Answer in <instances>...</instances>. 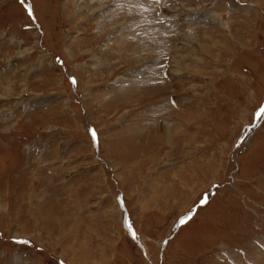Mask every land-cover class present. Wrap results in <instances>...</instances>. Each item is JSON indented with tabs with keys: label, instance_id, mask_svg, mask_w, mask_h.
<instances>
[{
	"label": "rangeland",
	"instance_id": "374dc122",
	"mask_svg": "<svg viewBox=\"0 0 264 264\" xmlns=\"http://www.w3.org/2000/svg\"><path fill=\"white\" fill-rule=\"evenodd\" d=\"M262 106L264 0H0V264H264Z\"/></svg>",
	"mask_w": 264,
	"mask_h": 264
},
{
	"label": "snow or ice",
	"instance_id": "6c2138e0",
	"mask_svg": "<svg viewBox=\"0 0 264 264\" xmlns=\"http://www.w3.org/2000/svg\"><path fill=\"white\" fill-rule=\"evenodd\" d=\"M20 2L22 4H24V0H20ZM26 7V10H27V13L29 16H32V10H31V7L28 6V5H25ZM72 83L74 84L75 83V80H72ZM256 117L257 119H264V106H262L259 111L256 112ZM91 135H92V138H93V141H95L96 139V133L94 130H89ZM119 199V198H118ZM206 202V197L204 199L201 200V204L205 203ZM191 218V213L188 215V216H185V217H182L181 220L179 221L180 224H183V223H186L188 219ZM129 227V233L130 235H132L133 239H136V234L132 231V228H131V225H128ZM18 243H23V244H27L29 243L28 241H24V240H21V241H17ZM62 264V262H61Z\"/></svg>",
	"mask_w": 264,
	"mask_h": 264
},
{
	"label": "bare ground",
	"instance_id": "6f19581e",
	"mask_svg": "<svg viewBox=\"0 0 264 264\" xmlns=\"http://www.w3.org/2000/svg\"><path fill=\"white\" fill-rule=\"evenodd\" d=\"M168 134V133H167Z\"/></svg>",
	"mask_w": 264,
	"mask_h": 264
}]
</instances>
